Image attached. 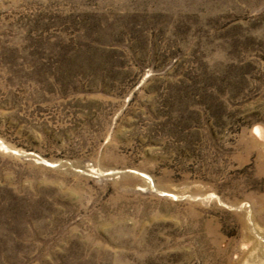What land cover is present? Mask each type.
I'll use <instances>...</instances> for the list:
<instances>
[{"label":"rangeland","instance_id":"rangeland-1","mask_svg":"<svg viewBox=\"0 0 264 264\" xmlns=\"http://www.w3.org/2000/svg\"><path fill=\"white\" fill-rule=\"evenodd\" d=\"M263 254L264 0H0V264Z\"/></svg>","mask_w":264,"mask_h":264},{"label":"bare ground","instance_id":"bare-ground-1","mask_svg":"<svg viewBox=\"0 0 264 264\" xmlns=\"http://www.w3.org/2000/svg\"><path fill=\"white\" fill-rule=\"evenodd\" d=\"M264 255V254H263ZM256 263V262H255ZM258 263V262H257ZM260 264H264V261H261V263Z\"/></svg>","mask_w":264,"mask_h":264}]
</instances>
